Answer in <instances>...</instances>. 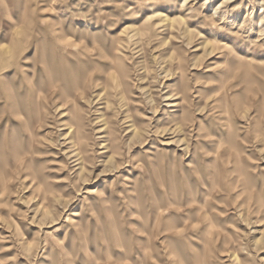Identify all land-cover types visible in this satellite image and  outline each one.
Returning a JSON list of instances; mask_svg holds the SVG:
<instances>
[{
    "label": "rangeland",
    "instance_id": "1",
    "mask_svg": "<svg viewBox=\"0 0 264 264\" xmlns=\"http://www.w3.org/2000/svg\"><path fill=\"white\" fill-rule=\"evenodd\" d=\"M0 264H264V0H0Z\"/></svg>",
    "mask_w": 264,
    "mask_h": 264
}]
</instances>
